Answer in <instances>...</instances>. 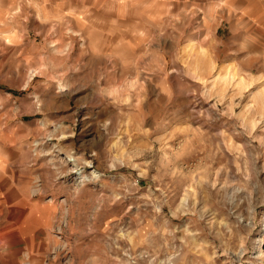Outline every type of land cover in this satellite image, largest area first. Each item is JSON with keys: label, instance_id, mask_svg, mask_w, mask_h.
<instances>
[{"label": "rangeland", "instance_id": "obj_1", "mask_svg": "<svg viewBox=\"0 0 264 264\" xmlns=\"http://www.w3.org/2000/svg\"><path fill=\"white\" fill-rule=\"evenodd\" d=\"M0 168V264H264V0H0Z\"/></svg>", "mask_w": 264, "mask_h": 264}, {"label": "crops", "instance_id": "obj_2", "mask_svg": "<svg viewBox=\"0 0 264 264\" xmlns=\"http://www.w3.org/2000/svg\"><path fill=\"white\" fill-rule=\"evenodd\" d=\"M51 23V25H52V23L53 22H50ZM3 174V171L1 170V168H0V176Z\"/></svg>", "mask_w": 264, "mask_h": 264}]
</instances>
